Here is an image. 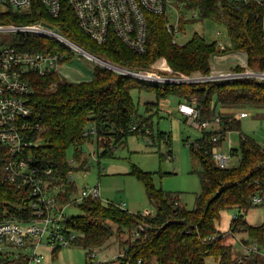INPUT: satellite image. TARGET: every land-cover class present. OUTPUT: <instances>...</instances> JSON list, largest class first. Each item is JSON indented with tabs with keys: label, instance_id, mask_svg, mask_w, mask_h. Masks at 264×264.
Segmentation results:
<instances>
[{
	"label": "trees",
	"instance_id": "obj_1",
	"mask_svg": "<svg viewBox=\"0 0 264 264\" xmlns=\"http://www.w3.org/2000/svg\"><path fill=\"white\" fill-rule=\"evenodd\" d=\"M179 1L185 9L179 16L181 33L187 26L208 19L225 25L229 46L221 51L219 42H209L197 32L183 45L174 43V37L166 29L169 20L166 13L148 15V45L144 54L132 51L115 36H111L107 44L99 45L79 28L68 5L58 18H53L38 0L27 11L10 9L0 13V24L46 23L91 55L130 70L151 72L157 61L165 59L172 72L160 71V75L208 76L212 73L211 62L215 56L245 52L247 66L233 65L229 71L243 73L249 69L264 72L262 4L254 0ZM193 11L197 12L195 16L187 14ZM12 44L30 52L65 50L45 37L19 35ZM28 78L32 85L28 98L34 119L32 136L40 140L32 149V155L35 162L51 167L61 180L70 171L78 170L68 163L67 152L71 147L76 148L79 160L83 154L82 146L94 141L101 151L100 157L113 156V152H109L112 146L116 149L125 145L128 136H139L142 126L150 125V118L138 113V106L131 95L133 90L154 93L158 101L170 96L179 99V103L195 101L202 120L213 121L217 115L220 116L223 130L218 145H222L227 132L241 131V121L233 115L217 113V107L249 104L264 108V80L254 78L152 84L102 66L95 68L89 81H71L58 73L42 76L36 71H30ZM152 106H159V103H149L147 110H152ZM134 126L137 130H133ZM91 127L95 135L90 134ZM86 132L88 136L84 135ZM205 136L196 139L200 142L198 148H189L194 165L199 166L194 173L199 175L202 186L194 209H187L179 195L158 188L152 173L133 166L131 175L144 184L156 213L144 217L142 213L129 212L126 207L88 199L77 205L82 214L70 217L65 223L77 235L68 247L85 249V264H98L92 258L93 251L112 238L119 244L121 253L116 260L103 264H208V258H212L214 264H264L260 257L242 256L236 245L220 238L222 232L218 229L222 213L230 209H237L241 214L232 219L229 229L239 233L242 228L251 237L258 236L264 229V225L250 226L243 216V212L253 207V197L264 195V147L252 137L241 134L239 147L233 148L237 163L228 169H220L212 158L213 144L202 145ZM152 138L156 139L153 134ZM157 138L160 142H170V136L165 132H160ZM206 149L209 151L205 152ZM27 194V190L18 186L0 184V221L24 212L18 209V205ZM142 223L149 225L148 230L136 239V231ZM212 237L217 239L210 241ZM0 264L21 263L0 253Z\"/></svg>",
	"mask_w": 264,
	"mask_h": 264
},
{
	"label": "built area",
	"instance_id": "obj_2",
	"mask_svg": "<svg viewBox=\"0 0 264 264\" xmlns=\"http://www.w3.org/2000/svg\"><path fill=\"white\" fill-rule=\"evenodd\" d=\"M48 10L53 18H58L66 5L75 14L79 28L88 35L91 40L99 45L109 42L111 36L117 37L132 51L144 54L148 45V15L164 14L168 12L169 0H38ZM249 1V0H245ZM264 6V0H254ZM35 0H0V13L7 10L27 11ZM4 6L5 9H1ZM195 16V14H194ZM167 31L174 37L181 34L179 19L177 23L167 21ZM264 30V23H263ZM0 32L10 33L15 37L19 35L45 37L57 42L65 50L49 52H30L10 44L6 46L0 43V184L6 186H18L27 190L28 194L18 205V212L13 216L0 221V253L10 258L19 260L21 264H44L45 256L42 248H64L77 238L76 233L66 227V222L70 218L67 216V209L84 203L88 199L102 200L99 186L84 188L77 191L76 182L73 179V171H70L64 180L51 167H45L35 162L32 149L38 146L39 139L32 136L34 130L33 110L28 104V98L32 91V85L28 78L30 71L39 72L42 76L47 73H58L62 78L61 68L73 60H79L76 55L79 53L87 56L101 66L119 73L123 76L131 77L135 80L152 84H190L209 81H224L242 78H254L264 80V72H255L247 69L243 73L215 71L208 76L188 77L182 74L163 76L155 70L172 72L165 59L157 61L153 66V71L143 73V70H130L111 62H105L65 38L55 27L46 23L34 24H0ZM48 45V44H47ZM49 46V45H48ZM229 46L228 43H219V49L224 51ZM216 59V58H214ZM164 61L165 65L160 62ZM159 65V68L157 66ZM167 69H165V67ZM73 69V68H72ZM76 72L78 70L73 69ZM155 75L158 80L146 79L144 76ZM160 79V80H159ZM80 81V80H73ZM178 113L185 118L191 126L201 132V136L208 132L210 136L204 137L203 146L211 145V154L216 166L220 169H228L234 166L237 160L233 154L232 141H229V148L224 150L222 145H218L221 131V118L216 116L213 121L202 120L200 111L195 101L180 102ZM250 114L242 112L240 117L247 118ZM150 126L144 124L140 134L152 138ZM90 134L95 135L93 127ZM137 130V127H133ZM145 132V133H142ZM88 132L84 133L88 136ZM227 132L224 136L229 135ZM190 141V140H189ZM154 139L149 140L153 144ZM189 147L198 148L200 142L190 141ZM115 147H111L109 152H113ZM209 149L205 152H208ZM170 157V154H168ZM95 158V152L92 154ZM72 168L87 171L89 166L86 160L76 159L69 162ZM79 163V166H77ZM76 171V170H75ZM264 195H256L252 199V206H262ZM125 208L126 204H119ZM146 211L142 216H149ZM234 218H238L235 215ZM233 218V219H234ZM148 224L142 223L136 231V239L142 237V233L148 230ZM243 229H239V232ZM220 238L236 245L244 257H260L264 261V229L258 236L251 240L239 238L238 232L229 229L222 232ZM217 237L210 238V241ZM96 253L92 258H96ZM141 264V262H140Z\"/></svg>",
	"mask_w": 264,
	"mask_h": 264
},
{
	"label": "rangeland",
	"instance_id": "obj_3",
	"mask_svg": "<svg viewBox=\"0 0 264 264\" xmlns=\"http://www.w3.org/2000/svg\"><path fill=\"white\" fill-rule=\"evenodd\" d=\"M169 2L170 7L167 14L170 22L174 24L178 22L180 14L184 13L185 9L179 0H169ZM1 9L4 10L5 7L1 6ZM194 13L197 12H187L189 16H193ZM195 32L203 35L209 42L217 41L225 45L228 41L225 25L208 19L187 26L184 35L179 34L176 40L180 45H183L192 38ZM13 39L12 34L0 32V43L9 46ZM226 55H217L214 58H228L225 57ZM76 58L80 59L73 60L61 68L63 76L69 75L68 79L71 81L74 79L91 80L95 68L102 65L79 53ZM211 63L216 66L215 60L212 59ZM160 64L165 65L164 61H161ZM233 65L237 64L231 60V62L221 65L219 69L228 72L229 67ZM154 71L160 74V70L154 69ZM131 95L138 106V113L150 118L149 130L156 138L154 143L149 144L151 137L146 139V136L130 135L127 137L125 145H121L113 151V156L100 157L101 151L98 150L96 142H86L82 146L81 159L86 160V165L89 168L87 171H73L77 191L99 186L103 203L116 205L125 203L126 210L131 213L144 214L149 211L153 215L156 213V209L148 200L144 184L136 176L131 175L133 166H137L141 170L153 174V181L158 188L179 195L187 209H194L196 197L201 193L202 186L199 175L194 173V169H199V166L194 165L188 142L200 138L201 132L188 124L185 118L178 113L179 99L176 97L170 96L158 101L154 93L138 89L131 91ZM149 103H159V106H152V110H147ZM242 112H247L250 116L241 118ZM217 113L223 116L233 115L241 121V131L230 132L223 141L224 150L229 148L230 140L232 147L238 148L241 134L252 137L264 147V108L249 104L235 107H217ZM160 132H165L166 136H170L169 143L166 140L158 141L157 136ZM93 152H95V158H92ZM168 154H171L170 157ZM76 155V148L71 147L67 152L68 161L72 162L75 159L79 161ZM234 161L237 163V160ZM66 212L69 218L82 214L78 206L69 207ZM238 214L241 213L237 209L224 211L218 229L221 232L228 231L232 219ZM243 216L252 227L264 225V205L252 207L248 212H243ZM238 236L244 240L253 238L248 231H241ZM93 252L97 254L94 261L98 264L116 260L121 253L119 244L114 238ZM42 253L45 256L44 264H85L87 251L81 247H64L56 252L51 248H42ZM206 261L208 264H214L212 258H208Z\"/></svg>",
	"mask_w": 264,
	"mask_h": 264
},
{
	"label": "crops",
	"instance_id": "obj_4",
	"mask_svg": "<svg viewBox=\"0 0 264 264\" xmlns=\"http://www.w3.org/2000/svg\"><path fill=\"white\" fill-rule=\"evenodd\" d=\"M182 35H184V33H182ZM225 57L228 58H213V60H215L216 66L211 65L212 69H214L215 71H223L222 69H219L220 66L228 63L229 61L231 62V60L234 61L237 65H241L243 67L247 66V54L245 52L227 53Z\"/></svg>",
	"mask_w": 264,
	"mask_h": 264
},
{
	"label": "bare ground",
	"instance_id": "obj_5",
	"mask_svg": "<svg viewBox=\"0 0 264 264\" xmlns=\"http://www.w3.org/2000/svg\"><path fill=\"white\" fill-rule=\"evenodd\" d=\"M236 55V54H235ZM224 57V56H223ZM146 79H151V80H158V78L155 75H149V76H144ZM160 80V79H159Z\"/></svg>",
	"mask_w": 264,
	"mask_h": 264
},
{
	"label": "water",
	"instance_id": "obj_6",
	"mask_svg": "<svg viewBox=\"0 0 264 264\" xmlns=\"http://www.w3.org/2000/svg\"><path fill=\"white\" fill-rule=\"evenodd\" d=\"M143 73H145V74H147V72H145V71H142Z\"/></svg>",
	"mask_w": 264,
	"mask_h": 264
}]
</instances>
